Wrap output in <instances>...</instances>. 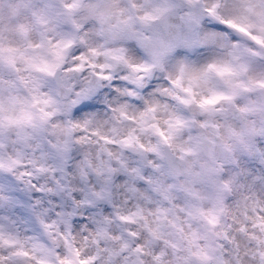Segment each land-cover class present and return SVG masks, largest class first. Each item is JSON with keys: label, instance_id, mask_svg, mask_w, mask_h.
Masks as SVG:
<instances>
[{"label": "clouds", "instance_id": "1", "mask_svg": "<svg viewBox=\"0 0 264 264\" xmlns=\"http://www.w3.org/2000/svg\"><path fill=\"white\" fill-rule=\"evenodd\" d=\"M9 2L11 0H4L5 13ZM34 2L37 7L46 3L53 5L51 21L41 31L46 32L54 44L65 39H70L71 44L68 48H61L62 59L58 61L59 67L53 76L28 68L23 62L18 63L19 73L10 74L5 66H0V81H15V87L0 83V162L19 161L11 171L0 169V187L4 188V195L13 201L0 206V218L7 217L6 220L0 219V224L6 232L25 241L26 250L31 251V245L38 243L55 248L61 257L67 255L63 239L59 235L50 236L36 219L35 212L52 207L48 203L50 200L60 205L59 211L64 212L73 211L76 207L73 201L79 204L72 218L71 233L58 223L52 231L68 235L69 241L79 247L84 256L96 254L97 245L93 241L97 238L99 227H106L113 238L124 239H130L127 231L131 228L140 233L142 241L146 240L148 233L143 228V222L125 225L117 219L116 213L128 214L140 206L146 209L145 215L151 222L153 217L147 213L155 210L158 198L153 195L152 203L139 199L129 191V177L123 171L109 172V169H120L121 162H124L129 168L141 167L145 173L151 174L152 169L146 162L151 160L158 164L160 161L145 149L154 145H159L179 166H191L194 172L214 169L216 174L211 179L221 185L233 176L238 177V183L230 186L231 191L223 194L230 213L235 214L236 202L241 197H248L250 205L254 202L264 204V157L249 155L235 138H230L225 132L229 126L239 131L245 127V122L231 115L226 119L220 113L210 117L197 104L185 106L177 99L186 97L183 89L192 86L190 72H202L216 61L230 59L234 45H239L241 50L248 47L264 52L247 35L229 28L216 18L218 15L223 20L239 23L238 17L247 16L244 26L254 25L249 32L260 35L259 17L247 11L248 7L257 5L258 0ZM76 2L79 7L72 9L71 5ZM156 7H167L169 11L152 21L142 19ZM210 9H214L216 15L211 14ZM256 11L260 9L256 8ZM192 16L198 17L199 23H193ZM213 33L216 34L214 41H203L205 36ZM7 39L21 50L28 49L29 43H41L39 31L30 33L27 40L12 33ZM165 45L170 47L163 50ZM29 52L47 55L46 47L31 48ZM47 59L57 62L52 55H47ZM248 59L255 73H264V55ZM77 68L80 70L76 71ZM182 69L185 72L182 73ZM20 76L27 79L30 85L39 82L38 92L34 93L20 83ZM210 76L208 86L194 89L197 100L209 96V87L224 89L219 78L214 74ZM88 87L95 89L92 95L86 101L73 103L78 100V94ZM257 95L253 93L251 98L255 99ZM49 98L54 103L46 110L53 115L42 123L40 109L45 105L37 103V100ZM69 106L70 110H66ZM22 109L32 114V124L9 125L8 118L18 116ZM173 115H179L186 122L178 131L167 124ZM210 119L216 127H201ZM248 122L254 123L258 129L264 127V119L258 115H249ZM153 125L159 126L171 138L172 147L163 144ZM63 128H71V135L61 134ZM130 136L137 139L132 147H127L123 141ZM105 140L112 142L105 143ZM196 140L200 141L196 154L181 159V149L192 147ZM253 140L257 145H264V135H258ZM65 142L67 152L62 151ZM141 145L144 147L141 148ZM40 168L46 171L41 172ZM25 173H31V176L23 175ZM240 184L244 187L240 188ZM32 185L43 187L45 192L37 193ZM193 187L204 199L194 200L187 198L184 192H176L173 203L177 211L186 206L187 199L205 210L211 207L207 197L216 185L205 180ZM146 188L140 191L148 194ZM97 193L105 194L104 198L97 197ZM37 200L42 203L36 205ZM84 200L94 207L82 203ZM164 206L171 207L166 202ZM55 211L49 214V223L58 222ZM178 214L182 220L187 219L185 213L178 211ZM106 217L111 220L110 224L105 223ZM225 222L231 223V215ZM89 224L91 227L85 231L84 226ZM193 227L201 231L212 229L206 221ZM185 230L189 231L186 225ZM255 235L264 240V234L256 231ZM53 239L57 241L55 245ZM119 243L118 239H100L99 247L113 248ZM200 243L203 245L206 241ZM135 246V241H132L131 247ZM159 248L163 245L157 243L152 252L158 255ZM16 250L0 247V257H11L5 260V264H33L13 256ZM166 251L168 255L164 260L167 264L173 259V252L171 249ZM260 251H264V245L257 240L244 237L241 241L244 264H260ZM124 256H127V261L122 256L116 259L115 264H137L140 260L143 264H152L151 255L125 253ZM105 258L106 254L101 251L98 264H104ZM224 258H231V248L224 249Z\"/></svg>", "mask_w": 264, "mask_h": 264}, {"label": "snow or ice", "instance_id": "2", "mask_svg": "<svg viewBox=\"0 0 264 264\" xmlns=\"http://www.w3.org/2000/svg\"><path fill=\"white\" fill-rule=\"evenodd\" d=\"M191 2V0H190ZM4 0H0V66H5L9 73H19L21 69L18 63L23 62L28 68L35 69L38 72H46L49 76L55 75L56 69L59 67L58 61L62 59L61 48H68L71 44L70 39H65L59 44H54L52 40L47 37L46 32L41 29L48 25L53 15V5L46 3L43 7H37L34 0H11L7 4V12L3 11ZM79 7L78 2L71 5L72 9ZM218 7V6H217ZM259 8L260 11H256ZM169 9L167 7H156L153 12L146 14L142 17L145 21H152L164 16ZM211 14L216 15L214 9L209 10ZM249 13L255 14L259 17L260 35L252 34L249 32L250 27H245L248 20L247 16L241 15L238 17L239 23L235 20L226 21L222 17L216 16L217 20L226 24L229 28L235 29L253 41L261 50H264V0H258L257 5L248 7ZM193 23H199L196 16H192ZM7 21V22H5ZM33 31H39L41 35V43L39 45H32L29 43L28 49L21 50L19 47L13 46L12 41L8 40V34H15L25 40ZM216 39V34H209L203 38L204 42H211ZM46 47L47 55L55 57L57 62H49L46 54L36 53L30 54L29 49ZM170 46H163V50H167ZM234 50L230 52V59L216 61L208 66L202 72H190L189 80L192 86L184 88L183 91L186 97H177V99L185 106H190L193 103L197 104L203 112L211 116L217 113L223 114L227 119L228 115L245 122V127L236 131L230 126L225 129V132L230 138H235L242 150L248 152L249 155L264 157V145H257L253 138L258 135H264V127L257 128L254 123L248 122L249 115H258L264 119V73H255L252 62L248 57H256L264 55V52H258L252 48L245 47L240 49L239 45H234ZM81 59H84L81 57ZM79 71L80 69H75ZM182 73L185 69L181 70ZM210 74H214L219 78L223 84V90H217L209 87V96L200 100L196 99L195 88L206 87L211 78ZM246 78V79H245ZM20 83L28 87L32 92H38L39 82H30L23 76L19 77ZM0 83H7L9 87H15V81H0ZM93 87L85 88L78 94V100L73 103L86 101L94 92ZM253 93H258L255 99L251 98ZM36 99L35 95L33 97ZM240 101H243L242 103ZM43 103L44 108L40 109L42 123H45L53 113L48 112L46 108L54 103L52 99H45L43 101L37 100V103ZM219 106V107H218ZM226 106V107H225ZM66 110H70L67 108ZM155 111V109H149ZM33 122L32 114L22 109L20 114L16 117H9L8 124L15 126L31 125ZM90 123V122H89ZM185 121L179 115H173L167 121L169 128L179 130L185 126ZM209 126L216 127L211 119L201 125L207 128ZM155 133L163 140V144L172 147L171 138L162 131L159 126H152ZM71 128L61 129V134L70 136ZM135 136H130L124 140L123 143L127 147H132ZM110 140H105V143H111ZM199 140L194 141L193 146L187 149L182 148L181 152L184 156H194L197 148L199 147ZM55 147V146H54ZM144 146L141 145V148ZM227 147V146H225ZM63 152L68 151L67 142L63 145ZM145 151L153 153L160 163H154L151 160L146 162L147 166L152 169L151 174L145 173L141 167L129 168L127 164L121 162L120 169H109V172L123 171L129 177V191L138 196L139 199H144L148 203L153 202V195L157 197V207L154 211H149L148 216H152L151 222H148L145 215L146 209L137 206L135 211L128 214L116 213L117 219L125 225H136L143 222V228L148 233L146 240H141L140 233L132 230L127 231V236L130 239L122 237L113 238L109 235L106 227H99L96 232V239L93 243L97 245V252L94 255L84 256L79 247H75L69 241L68 235L63 232H53L57 223L63 225L68 233H71L72 225L74 223L73 216L76 213V207H79L77 201H73L76 207L72 212L59 211L60 205L53 204L50 200L48 203L52 205L50 208H43L35 212L36 219L40 226L50 236L59 235L64 241V247L67 250V255L61 257L53 247L33 243L31 251L26 250V242L21 241L18 236L6 232L3 225L0 224V247L7 246L9 248H17L12 254L16 258L32 261L33 264H98L101 258V251L106 254L104 264H115L116 259L124 257L127 261L125 253H136L140 255H151L152 264H166L164 257L168 255L166 249H171L173 252V259L167 264H244L241 259V241L244 237H250L257 240L261 245H264V240H260L255 232L258 231L264 234V204L254 202L249 204L248 197H241L237 200L235 205V214L230 213L228 207L224 203V192L231 191V185L238 183V177L233 176L222 185L219 182L212 180L214 169H206L200 172H194L192 167H182L177 165L170 156L162 150L159 145H154ZM111 155V153H109ZM18 160H13L8 163L0 162V169L12 170V167L18 164ZM39 171L44 172L46 169L40 168ZM23 175L31 176V173ZM209 180L216 185L215 190L209 193L207 199L211 203V207L205 210L198 204L191 203V199L201 200L199 193L194 190V185L199 182ZM139 184V187H137ZM146 188L145 192L140 189ZM37 193L43 194L45 189L36 185H32ZM240 188L244 185L240 184ZM51 191V190H49ZM4 188L0 187V206L4 204H11L13 201L4 195ZM176 192H184L186 194V206L180 208L179 213H185L187 219L182 220L178 214L177 206L173 203ZM97 197L104 198L105 194L97 193ZM165 202L171 207H165ZM40 200L36 201V205H40ZM82 203L89 204L94 207L91 202L84 200ZM35 210V209H34ZM54 210L55 215L58 217V222H48V216ZM231 215V223H226L225 220ZM0 219H7L2 217ZM201 221H206L207 225H211L212 229L208 231H201L199 228L193 227L194 224H199ZM105 223L110 224L111 220L105 218ZM185 225L189 231L185 230ZM91 227V224L85 225V231ZM219 228V231H215ZM171 229L172 231H169ZM250 229L252 230L250 232ZM236 235H233V233ZM174 237L169 239L168 237ZM100 239H118L120 240L118 247L101 249ZM87 241V237H85ZM135 241V248L131 247V242ZM200 241H206L201 245ZM53 245L57 243L55 239L52 241ZM160 243L163 248L157 249L158 255L152 252L153 247ZM231 248V258H224V249ZM182 253V254H181ZM260 264H264V251L259 252ZM5 257H0V264H5ZM137 264H143V261H137Z\"/></svg>", "mask_w": 264, "mask_h": 264}]
</instances>
